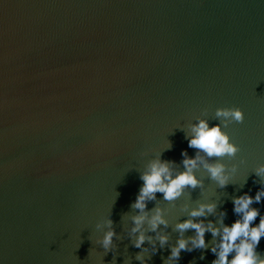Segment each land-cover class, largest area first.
<instances>
[{
	"label": "water",
	"instance_id": "95a60500",
	"mask_svg": "<svg viewBox=\"0 0 264 264\" xmlns=\"http://www.w3.org/2000/svg\"><path fill=\"white\" fill-rule=\"evenodd\" d=\"M233 106L244 122L223 130L241 150L223 162L237 172L218 188L200 169L203 189L172 203L157 193L169 240L145 243L147 264H164L198 201L218 204L201 219L231 225L233 197L264 188V0H0V264H141L140 172L160 153L182 170L187 125ZM252 207L264 215V197ZM109 217L106 252L95 225ZM205 240L173 264H212L219 237Z\"/></svg>",
	"mask_w": 264,
	"mask_h": 264
},
{
	"label": "clouds",
	"instance_id": "9594fccd",
	"mask_svg": "<svg viewBox=\"0 0 264 264\" xmlns=\"http://www.w3.org/2000/svg\"><path fill=\"white\" fill-rule=\"evenodd\" d=\"M215 118L219 122L212 126L208 119L200 116L195 118L194 123L187 125L188 132L185 133V138L188 147L195 150V155L190 156L187 150L181 153L182 170L176 169L174 161L162 159L160 153L148 160L144 170L140 172L139 179L143 183L136 199L130 205L136 210V214L130 217L133 226L129 235L133 238V246L141 249L136 255V259L141 261V264H147L143 254L148 250L145 247L146 242L152 245V250L155 252L157 241L161 247H164L169 240L167 234L159 231L161 225L168 227L165 210L159 206L148 209V203L157 199V193L163 194L164 201L172 203L185 196L188 189H203L204 180L197 175L200 169L208 174V178L214 181L218 188H225L237 172L238 165L232 164L229 168L223 162V158H235L241 149L223 129L234 122L243 123L244 111L236 106L218 107L215 110ZM141 155L147 156L148 153L144 152ZM240 163L244 161L241 160ZM254 173L264 182V164L256 167ZM262 197H264V188L257 191L254 197L248 193L233 197V211L239 218L231 225L224 224L223 216L226 212H221L219 227L212 220L201 219L214 214L218 204L215 201H198L197 206L188 211V218L175 224V230L180 236L170 247V255L164 264L178 261L182 250L191 252L196 249H207L206 233H211L213 238L219 237L211 247V252L215 255L212 264H264V256L256 251L261 238L264 237V215H261L258 208L252 207L254 203H259ZM183 207L187 209L188 205L185 204ZM257 217L259 223L254 224ZM112 224L109 217L95 225L98 231L107 228L97 240L106 252L112 249L114 238L117 237ZM145 225L148 226L147 229ZM188 230H194L195 234L185 238L183 234ZM146 232L155 233V239ZM230 255L231 259H229Z\"/></svg>",
	"mask_w": 264,
	"mask_h": 264
}]
</instances>
